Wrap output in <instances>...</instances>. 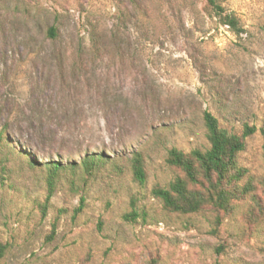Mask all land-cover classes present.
I'll use <instances>...</instances> for the list:
<instances>
[{
	"label": "rangeland",
	"instance_id": "1",
	"mask_svg": "<svg viewBox=\"0 0 264 264\" xmlns=\"http://www.w3.org/2000/svg\"><path fill=\"white\" fill-rule=\"evenodd\" d=\"M219 1L241 34L204 0H0V128L10 139L0 146V264H264V0ZM204 110L230 132L257 129L237 158L251 190L218 226L209 211L173 213L152 194L178 173L167 149L208 146ZM18 148L38 161L121 159L79 192L62 179L42 215L46 175ZM134 151L144 183L127 162Z\"/></svg>",
	"mask_w": 264,
	"mask_h": 264
},
{
	"label": "trees",
	"instance_id": "2",
	"mask_svg": "<svg viewBox=\"0 0 264 264\" xmlns=\"http://www.w3.org/2000/svg\"><path fill=\"white\" fill-rule=\"evenodd\" d=\"M205 10L217 23L226 27L232 33L239 35L244 29L240 26L239 19L233 12H229L219 0H204ZM47 34L51 39L56 38V29L50 26ZM205 136L208 146L193 148L183 152L176 147L167 149L166 163L178 170L175 177L166 186H155L152 194L159 198L164 209L182 215L198 214L209 211L214 215L215 225L232 210V204L245 193L250 192L251 183L240 186L245 170L238 164V154L244 150L248 136L257 129L255 126L245 124L240 133L230 132L220 127L217 118L209 111L202 113ZM6 125L0 128V146H9L10 139L6 135ZM262 136L264 150V120L258 128ZM19 153L26 157L28 165L43 172L47 178L48 192L42 206V215L45 214L46 203L51 192L62 179H65L71 188L79 192V187L84 186L88 176L95 171L110 164L119 169L116 160L119 155L109 157L104 151H85L78 160H65L64 156L57 153H47L41 161L36 155L28 154L26 149L18 148ZM145 158L142 151H134L127 162L134 179L139 183L146 180ZM80 206L84 197L80 196ZM80 206L76 210L80 209ZM54 226L49 234L53 239ZM222 246V245H220ZM8 244L0 241V259L4 257ZM217 251L221 248H216ZM145 264H157V260L149 257Z\"/></svg>",
	"mask_w": 264,
	"mask_h": 264
}]
</instances>
